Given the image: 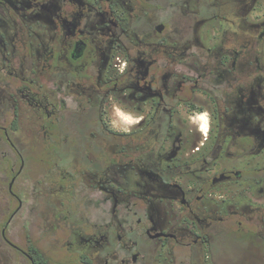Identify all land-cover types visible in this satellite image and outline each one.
<instances>
[{
    "label": "flooded vegetation",
    "instance_id": "flooded-vegetation-1",
    "mask_svg": "<svg viewBox=\"0 0 264 264\" xmlns=\"http://www.w3.org/2000/svg\"><path fill=\"white\" fill-rule=\"evenodd\" d=\"M264 264V0H0V263Z\"/></svg>",
    "mask_w": 264,
    "mask_h": 264
},
{
    "label": "rangeland",
    "instance_id": "rangeland-1",
    "mask_svg": "<svg viewBox=\"0 0 264 264\" xmlns=\"http://www.w3.org/2000/svg\"><path fill=\"white\" fill-rule=\"evenodd\" d=\"M0 264H5V263H0ZM6 264H9V263H6ZM11 264H26L25 262H21V261H13V263H11Z\"/></svg>",
    "mask_w": 264,
    "mask_h": 264
}]
</instances>
